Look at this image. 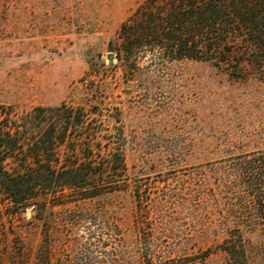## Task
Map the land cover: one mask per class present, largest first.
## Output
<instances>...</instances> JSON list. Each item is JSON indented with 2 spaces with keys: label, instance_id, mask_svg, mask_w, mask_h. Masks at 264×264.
<instances>
[{
  "label": "rangeland",
  "instance_id": "1",
  "mask_svg": "<svg viewBox=\"0 0 264 264\" xmlns=\"http://www.w3.org/2000/svg\"><path fill=\"white\" fill-rule=\"evenodd\" d=\"M146 1L0 0V113L13 129L21 125L22 147L35 155L29 161L49 158L30 151L40 143L71 164L92 149L97 162L119 161L112 156L119 149L128 166L100 197L60 192L41 211L15 213L0 192V264H107L109 252L135 247L139 199L151 210L147 235L158 213L193 233L190 205L181 209L172 196L182 202L201 190L205 174L236 147L264 149V68L252 51L233 55L253 65L241 81L233 68L209 61L159 67L151 54L139 60L136 77L128 73L112 45ZM188 243L190 263L212 245Z\"/></svg>",
  "mask_w": 264,
  "mask_h": 264
},
{
  "label": "trees",
  "instance_id": "2",
  "mask_svg": "<svg viewBox=\"0 0 264 264\" xmlns=\"http://www.w3.org/2000/svg\"><path fill=\"white\" fill-rule=\"evenodd\" d=\"M111 51L134 77L141 70L139 60L151 54L159 67L209 61L220 68H233L231 77L245 80L253 67L251 60H235L233 55L252 51L260 58L259 68H264L260 57L264 54V0H147L122 25ZM6 115L0 113L4 116L0 118V192L15 213L39 206L41 211L60 192L79 194L82 200L98 198L105 186L128 171L119 149L112 155L121 157L119 161L97 162L92 149L86 161L71 164L59 159L54 146L37 143L30 151L40 149V158H49L29 161L35 155H28L22 147L17 135L21 125L13 129ZM233 154L205 174L201 190L182 202L171 198L181 209L190 205L197 231L185 234L158 213V225L147 235L151 210L139 199L135 247L120 255L109 252L107 264H121L120 257L136 264H264V149L236 147ZM120 236L126 239L123 233ZM195 238L210 240L212 245L196 255L200 261L190 263L194 253H187L188 242Z\"/></svg>",
  "mask_w": 264,
  "mask_h": 264
},
{
  "label": "water",
  "instance_id": "3",
  "mask_svg": "<svg viewBox=\"0 0 264 264\" xmlns=\"http://www.w3.org/2000/svg\"><path fill=\"white\" fill-rule=\"evenodd\" d=\"M110 63L113 64V57H110Z\"/></svg>",
  "mask_w": 264,
  "mask_h": 264
}]
</instances>
